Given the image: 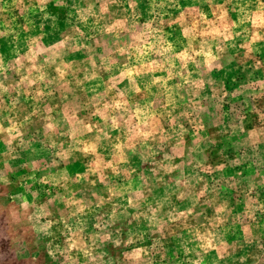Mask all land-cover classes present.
<instances>
[{
    "label": "rangeland",
    "instance_id": "rangeland-1",
    "mask_svg": "<svg viewBox=\"0 0 264 264\" xmlns=\"http://www.w3.org/2000/svg\"><path fill=\"white\" fill-rule=\"evenodd\" d=\"M0 264H264V0H0Z\"/></svg>",
    "mask_w": 264,
    "mask_h": 264
}]
</instances>
